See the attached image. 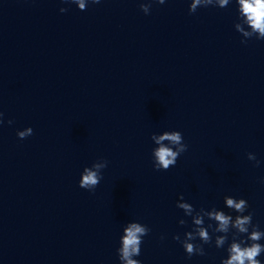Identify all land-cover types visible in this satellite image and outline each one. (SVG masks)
Masks as SVG:
<instances>
[{
  "label": "water",
  "instance_id": "95a60500",
  "mask_svg": "<svg viewBox=\"0 0 264 264\" xmlns=\"http://www.w3.org/2000/svg\"><path fill=\"white\" fill-rule=\"evenodd\" d=\"M0 112V264H120L116 250L130 221L151 229L135 257L141 264H220L227 244L217 249L213 241L204 245L206 255L188 258L172 238L192 227L176 207L180 195L197 210L233 216L224 196L244 198L264 230L263 134L50 101L0 99ZM27 127L33 135L19 139ZM165 130L180 131L188 150L157 171L150 137ZM101 158L108 166L99 185L80 188L83 169ZM259 259L264 264V254Z\"/></svg>",
  "mask_w": 264,
  "mask_h": 264
},
{
  "label": "clouds",
  "instance_id": "9594fccd",
  "mask_svg": "<svg viewBox=\"0 0 264 264\" xmlns=\"http://www.w3.org/2000/svg\"><path fill=\"white\" fill-rule=\"evenodd\" d=\"M166 0H144L140 3V10L145 14H150L153 3L164 4ZM62 4H75L80 11H86L89 4H99L101 0H60ZM235 3L237 21L234 23L235 30L241 34L242 44L249 40H264V0H191L189 4V14H195L198 8L216 7L226 8ZM69 9L61 7V13ZM4 113L0 112V124H3ZM7 123L11 125L12 120ZM17 137L21 140L33 135V129L27 127L17 131ZM151 140L156 145L152 149L153 167L157 171H167L174 167L178 158L188 150V145L184 142L183 134L177 130H165L160 134L153 133ZM247 159L254 161L255 166H259L260 161L254 153H247ZM108 166L106 159L94 161L90 167H85L80 175L79 187L89 192H94L102 180V170ZM264 183V177L261 178ZM224 206L236 213L235 216L226 213L222 209L212 207L205 209L201 207L197 210L191 203L185 201L180 195L176 207L183 210L185 216L192 218L190 231L183 234V239L179 234L172 238L183 247L188 258L193 255H206L204 245L212 244L217 249L224 248L227 257L222 258L220 264H262L259 257L264 254V244L260 241L264 239V230H261L258 223H253V212L248 211L249 203L244 198H236L226 195L223 198ZM247 212V214H245ZM205 218L211 221L205 226ZM180 225L187 222L179 219ZM211 229V231H209ZM151 229L137 221H130L125 224L117 248V256L120 264H141L135 257L141 254L143 238L150 233ZM218 234V235H217ZM229 236L231 241L229 242ZM164 237H161L163 239ZM199 240V243L196 241Z\"/></svg>",
  "mask_w": 264,
  "mask_h": 264
}]
</instances>
